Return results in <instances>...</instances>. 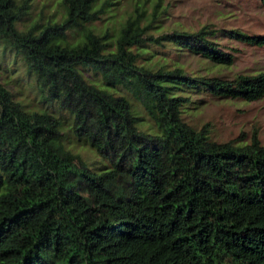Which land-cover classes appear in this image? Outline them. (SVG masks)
<instances>
[{"label":"trees","instance_id":"trees-1","mask_svg":"<svg viewBox=\"0 0 264 264\" xmlns=\"http://www.w3.org/2000/svg\"><path fill=\"white\" fill-rule=\"evenodd\" d=\"M96 2L61 0L60 19L18 28L31 0H0V40L103 161L98 170L79 162L62 143L58 117L24 109L0 83V264H264V144L256 128L247 141L219 140L207 122L194 127L181 116L184 89L263 96L264 70L190 75L136 61L148 38L228 64L230 53L205 26L153 36L148 24L126 20L112 43L106 30L87 26L78 42H61L67 28L99 16ZM227 32L264 43V35ZM132 99L152 130L138 125Z\"/></svg>","mask_w":264,"mask_h":264},{"label":"rangeland","instance_id":"rangeland-1","mask_svg":"<svg viewBox=\"0 0 264 264\" xmlns=\"http://www.w3.org/2000/svg\"><path fill=\"white\" fill-rule=\"evenodd\" d=\"M96 4L103 5L99 16L67 28L65 36L59 39L61 42H78L87 26L98 33L106 30V40L112 43L126 20H130L133 26L148 24L145 33L153 36L172 29L192 31L205 26L214 30L208 36L230 53L232 60L228 64L216 63L174 41L162 40L160 43L148 38H143L135 48L138 52L136 61L153 68L159 64L177 66L190 75L231 77L235 73L264 70V43L250 42L227 32L236 30L247 35H264V11L260 0H97ZM63 12L61 0H31L27 13L15 24L18 28H25L36 20H58ZM87 72L95 78L100 77L91 70ZM0 83L24 109H43L55 114L64 146L76 153L79 162L94 170L101 167L103 161L92 145L70 131L69 114L40 96L24 58L1 40ZM183 91L187 98L181 104V116L190 125L199 127L207 122L208 132L214 138H235L238 142L247 141L252 129L256 128L258 138L264 144V95L249 100L217 96L202 86ZM132 105L140 116L138 125L152 130V121L139 101L132 99Z\"/></svg>","mask_w":264,"mask_h":264}]
</instances>
